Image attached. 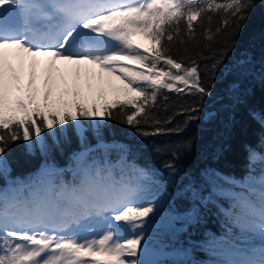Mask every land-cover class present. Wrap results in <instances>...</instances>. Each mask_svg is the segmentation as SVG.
Here are the masks:
<instances>
[{"label": "snow or ice", "instance_id": "1", "mask_svg": "<svg viewBox=\"0 0 264 264\" xmlns=\"http://www.w3.org/2000/svg\"><path fill=\"white\" fill-rule=\"evenodd\" d=\"M221 9L245 21L252 0H0V168L11 141H29L68 121L115 118L116 111L129 126L140 124L141 114L147 122L146 105L161 88L181 92L182 84L207 97L198 67L177 62L162 41L179 35L182 22L191 37L200 17ZM235 46L212 58L213 71ZM74 159L72 181L45 165L31 184L0 189V264H139L156 205L123 170L117 177L106 162H88L83 153ZM247 159L240 178L206 170L203 187L187 188L193 221L198 206L227 202L216 205L227 238L209 241L211 251L226 256L218 264H264V155L249 150ZM91 218L101 230L79 235L73 226ZM235 230L260 235L261 246L236 249Z\"/></svg>", "mask_w": 264, "mask_h": 264}, {"label": "trees", "instance_id": "2", "mask_svg": "<svg viewBox=\"0 0 264 264\" xmlns=\"http://www.w3.org/2000/svg\"><path fill=\"white\" fill-rule=\"evenodd\" d=\"M225 18L229 19L227 27L223 26ZM180 29L172 41L165 38L162 43L183 66L198 67L200 83L210 91L207 97L201 99L177 84L183 91L161 88L155 103L146 105L147 122L141 114L136 127L122 123L124 117L114 111L115 118L68 121L45 129L39 137L33 135L29 141H11L3 154L0 189L31 184L41 177L45 165H55L60 178L72 181L74 157L84 153L88 162L113 166L117 177L123 170L156 205L141 251L152 264H218L226 259L222 251L210 250L209 241L227 238L225 218L219 212L227 202L217 201L219 207L198 206L200 214L193 221L187 188L189 184L203 187L206 170L240 178L248 171L249 150L264 155V0H252L245 21L229 18L221 9L200 17L191 37L183 22ZM233 41L235 48L213 71L212 58L225 47L231 48ZM192 108L198 111L191 112ZM190 115L195 118L189 120ZM158 128L162 131L149 136L138 131L156 133ZM260 167L259 162L254 165V175L259 174ZM235 232L230 243L236 249H248L259 242L257 234L240 237L238 230Z\"/></svg>", "mask_w": 264, "mask_h": 264}, {"label": "rangeland", "instance_id": "3", "mask_svg": "<svg viewBox=\"0 0 264 264\" xmlns=\"http://www.w3.org/2000/svg\"><path fill=\"white\" fill-rule=\"evenodd\" d=\"M26 79L27 77L25 76V81ZM73 228L78 232L79 235L90 237L94 232H99L101 230V225L98 223V221L95 218H91V219L82 221L81 224L78 226L74 225ZM258 238H259L258 244L252 247L259 248L261 246L262 239L260 235H258ZM139 264H152V261L150 258L144 257L140 254Z\"/></svg>", "mask_w": 264, "mask_h": 264}]
</instances>
